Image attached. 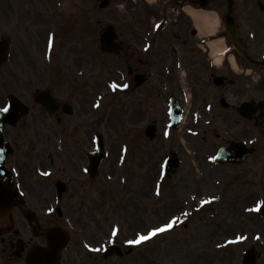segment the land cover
Here are the masks:
<instances>
[{
	"label": "rangeland",
	"instance_id": "374dc122",
	"mask_svg": "<svg viewBox=\"0 0 264 264\" xmlns=\"http://www.w3.org/2000/svg\"><path fill=\"white\" fill-rule=\"evenodd\" d=\"M15 1L9 0L10 3ZM19 1H23L20 4L22 14H25L23 10L27 12L29 8H41L42 11L47 8L44 1L42 3L39 0ZM99 2L100 0L58 1L57 8L62 7L70 13L69 18L66 19L65 16L60 19L59 9L55 10L57 11L56 26L59 28L57 55L63 43L67 61L65 65L72 72L82 67L83 84H88L84 92L93 91L92 95L89 94L90 96L85 98L86 117L83 126L79 127L88 133L89 149L94 146L91 136L96 131H100L105 137L107 150V157L98 178L94 181H89L88 178L85 181L82 166L81 173L78 165L80 159L77 147H80V144L72 141L67 148L70 152L68 156H73L72 169L75 172L73 170L67 172L66 177L71 178L72 182L68 189V199H63L61 207L74 218V227L78 233L75 232L80 237V243L79 240L75 242L79 245L75 244L71 249L72 260L77 258V264H241L245 249L256 245L262 251L258 264H264V220L262 221L254 213L243 211L244 205L249 204L244 202L248 196L241 193L245 185L232 181L226 185L227 188L215 182L203 184L202 181L200 186L196 182L195 173L199 168L200 170L203 168H195L197 162L193 160L194 156L190 152L196 150L204 154L211 153L214 150L213 146L216 147L219 141L226 140L215 136V132L220 131L217 126L207 127L201 122H195L189 116L182 130L173 131L165 118V105L158 95L163 90L161 79L155 81L157 90L153 95L149 92L151 90L149 83L142 88L130 90L128 95L131 97L128 100L132 99V102H137L138 105L134 107L129 102L124 107L123 100L128 95H120L115 85L113 56H105L94 50H99L96 42L100 22L103 24L114 22L113 0H110V5L106 9H100ZM257 2L258 0H250L252 15L258 14ZM10 18L12 19L10 10L6 11L3 0H0V37L5 34L3 31L5 25L1 21L7 20L12 28ZM28 20L34 21L30 18ZM53 20H55L54 16ZM70 20L76 21L78 25L75 26V31L71 30L68 38ZM36 27L37 25H34L35 35ZM10 34L14 35L12 31ZM18 35L20 36L19 33ZM14 38V61H17L21 46L18 40L15 47ZM40 38H42L41 44L45 45L44 35ZM185 54L186 62L192 63L194 59L187 47ZM28 62H31L28 65L33 69L30 58ZM13 67L14 65L0 68V79L6 74L8 91H15L26 97L27 93L32 91V82L28 86L21 85L16 81L17 76ZM186 79L191 87L196 86L189 74ZM247 83L253 87L251 79H248ZM165 85L167 86V82ZM216 94L212 90L211 96L214 97ZM254 96L256 99L264 97V90L259 91L258 87H254L253 92L243 90L238 98L242 100ZM95 99L99 100L97 109L96 107L93 109ZM127 106H131L130 110L125 109ZM80 113V111L76 113L74 122H79ZM151 122L158 124V134L153 140L145 136L146 126ZM205 130L208 132L205 133ZM78 132L79 137H82V131ZM251 134L250 136H253ZM52 142L55 145L56 139ZM83 143L85 144V141L81 140L82 145ZM172 148L179 151L183 164L177 173L167 177L163 174L162 166ZM262 150L264 151V142L260 146V151ZM247 167L249 175L253 177L254 185L260 186V180L263 179L264 194V153L261 155L257 151L250 158ZM213 171L215 172L214 169ZM218 173L225 182L227 179L223 177L222 170L215 172L212 179H218L219 176H216ZM228 174L226 172V175ZM248 184L251 183L247 181L246 185ZM37 191L42 198L44 189L37 187ZM195 191L198 195H195ZM71 195L74 196L70 199ZM217 195L220 199L216 201ZM207 196L214 198L213 204L206 203L201 206L203 203L200 200ZM249 206L251 211V205ZM192 207L199 208L195 209L196 216L194 213L187 220L185 217L188 213L185 215L184 213ZM171 214H174V218L171 219L175 221L174 231L155 236L149 243L147 242L148 244L133 246V243H129L140 235H145L151 228L169 221L166 217L169 218ZM181 217L184 220L179 224ZM185 222L189 227L183 234L182 228ZM114 230L115 235H113ZM240 237L243 239H239ZM235 238L238 239L237 242L230 241ZM120 241L133 246L130 256L119 259L118 255L113 254L106 259L99 252L103 247Z\"/></svg>",
	"mask_w": 264,
	"mask_h": 264
},
{
	"label": "flooded vegetation",
	"instance_id": "af4514ba",
	"mask_svg": "<svg viewBox=\"0 0 264 264\" xmlns=\"http://www.w3.org/2000/svg\"><path fill=\"white\" fill-rule=\"evenodd\" d=\"M185 1V0H182ZM243 0H235L236 13L235 15V30L236 34L240 38V41L244 48L252 55L255 61L260 59V53L264 52V7L261 8V11L258 16L252 19H244L243 15H250V10H248L243 6ZM170 3V2H169ZM172 4V3H171ZM175 5V4H173ZM176 6V5H175ZM180 7V6H177ZM212 7L218 9L221 13H223L224 8L226 7L225 1H216L213 3ZM175 8V7H173ZM239 11V12H238ZM181 16L183 14L180 12ZM238 17V19H237ZM251 25V23H255L257 25V31L255 33V37L251 38L249 36V32L247 28H245V24ZM248 27V26H246ZM192 30V29H191ZM194 33V30H192ZM195 34V33H194ZM225 34V32H224ZM194 36V35H193ZM20 37V36H19ZM173 39H177V45L183 47L184 44L190 46V48H194L195 55H193L192 63L186 62V58L182 55H172L171 65L167 62V58L164 57L161 61L168 69L167 74H171L174 76L176 72H178L182 67L185 66L187 74L192 77L196 83H199V90H206L208 93H212V90L215 93H218L219 98L225 97L228 95L230 99L232 97L240 94L244 87L247 86V83L243 81L242 78H245L244 73H249L247 71L248 67H251V72L254 71V68L259 69L260 79L259 90H264V66L258 64L254 61H250L248 59H244L242 57L236 56V69L231 65L230 61L222 60L219 65H216L214 61H212L208 56H199V51L195 49V43L191 39H183L181 28L177 30V32L173 33ZM11 42V41H10ZM17 46V42H15V47ZM10 47H12L10 45ZM178 48V47H177ZM22 49V48H21ZM21 49L18 51V59L24 61L25 53L22 49L24 55H22ZM11 50V49H10ZM12 54V50H11ZM131 54L130 63L133 64L135 73L144 72L145 70H149L152 67V57L149 54L136 55V51L130 52V47L128 49L123 50L119 57L122 59H126ZM39 57H36L33 62L35 67H37L38 71L42 72V68L40 66ZM20 64V63H17ZM215 64V65H214ZM119 68L121 64L118 63ZM134 73V72H133ZM134 73V74H135ZM19 77L22 75L19 73ZM132 73L128 75L129 81L127 82V86H132ZM215 76L225 77V79L221 82L220 85H215L213 78ZM7 80V76L5 74L4 77L1 78V85ZM49 89V88H47ZM176 92L175 88H173ZM8 86L0 87V103H2L4 94L6 95V99H8L9 94H7ZM50 90V89H49ZM178 90V88H177ZM54 95V92L51 90ZM13 95V94H12ZM55 96V95H54ZM66 102H72V97L74 101L79 103L81 107H83V100L79 99L77 94H67ZM176 99L181 104L182 102V92L176 94ZM18 100L24 101L23 96L17 97ZM59 102L56 112L53 114H49L46 110L42 109L39 104H33L32 107L28 106V115L32 118L33 125L28 126V130L30 128H34L36 126L37 132L35 130L34 133H37L36 136H24V130L26 125H28V120H20L15 125L5 124L4 127V140L10 147V153L6 156L4 165L10 171L12 175V181L17 186V188L22 191V195L19 200H17L12 208L10 220L4 224L0 225V264H25L24 256L27 251L35 245L43 243L42 240V231L48 227H59V221L61 218H57L56 215H52L55 219V223L53 221H48L45 218H38L35 214L34 219L35 223L29 222L25 220L26 210H34V208H39L41 205L49 202V199L41 200L34 199L33 196L28 198L25 196V191H32L33 187L36 185H40L38 179L34 178V171L40 168V166H45V161L42 157V153L34 151L36 154V158L32 161L31 153L29 151L25 152V138L27 139V143L31 144L29 150L32 152L36 146L34 143H37L40 139H46L49 131L56 136L57 132L52 131L50 127H60L61 131L68 129L70 125V120L68 119L70 116L66 115L63 110V102L57 98ZM239 102L233 103L230 108L227 110L238 111ZM40 107V108H39ZM221 115L224 114L225 109L222 107L216 108ZM202 115V114H201ZM47 118H51L52 122L50 123ZM245 123H248V120H244ZM252 127L260 130V128L264 124V110L259 111L254 115V119L251 122ZM11 127V128H10ZM11 132V134H10ZM263 133V132H261ZM26 153V155H25ZM57 160H59L57 158ZM72 157L65 156L63 164L64 166L71 170L73 166ZM54 163V158L52 157L51 162ZM9 173V172H8ZM10 175V174H9ZM11 176V175H10ZM238 178V177H237ZM245 179V178H244ZM50 181L49 179H47ZM46 187V183L44 184ZM9 183L6 180L4 182V188H8ZM32 210V211H33ZM35 212V211H33ZM53 214V213H52ZM72 221V219H71ZM71 231V238H73L74 233ZM69 248L66 250L64 254V264L74 263L77 258L71 260V256L68 253ZM71 250V249H70Z\"/></svg>",
	"mask_w": 264,
	"mask_h": 264
},
{
	"label": "water",
	"instance_id": "95a60500",
	"mask_svg": "<svg viewBox=\"0 0 264 264\" xmlns=\"http://www.w3.org/2000/svg\"><path fill=\"white\" fill-rule=\"evenodd\" d=\"M103 46L105 49H109L111 50L114 47V41H113V32L111 29H109L107 32H105L104 37H103ZM233 42L237 44L236 40L233 39ZM150 129V128H149ZM152 129H150V131L148 132L151 136H153L152 134ZM103 140H101L100 142V146H99V152L96 154L95 156V162L94 164L96 166H99L103 156H104V150H103V145H102ZM117 250H119L117 248ZM51 251L52 248L49 247L48 249H39L37 253L32 255L33 260L36 261V263L34 264H58V252L56 255L55 260H53V262L51 263L49 257L51 255ZM259 254L251 249L249 251H247L245 258H244V264H255L256 258Z\"/></svg>",
	"mask_w": 264,
	"mask_h": 264
},
{
	"label": "bare ground",
	"instance_id": "6f19581e",
	"mask_svg": "<svg viewBox=\"0 0 264 264\" xmlns=\"http://www.w3.org/2000/svg\"><path fill=\"white\" fill-rule=\"evenodd\" d=\"M190 13L195 17L196 23L201 27L205 33H214L215 25L217 23L216 17H212L211 15L200 13L198 11L192 10ZM214 46H219L217 49L222 50L223 48L219 45V40L211 42Z\"/></svg>",
	"mask_w": 264,
	"mask_h": 264
},
{
	"label": "snow or ice",
	"instance_id": "6c2138e0",
	"mask_svg": "<svg viewBox=\"0 0 264 264\" xmlns=\"http://www.w3.org/2000/svg\"><path fill=\"white\" fill-rule=\"evenodd\" d=\"M125 87H126V85H125ZM2 111L8 112L9 109H8V107H5L2 109ZM45 175H48V173H45ZM173 223L174 222H170V223H166L163 227L153 228L147 235H140L136 240L129 241V243H137L138 244L142 241H146V240L150 239V237L155 236L156 234H158L160 232L166 231L167 229H170L171 227H173ZM115 234H116V232L114 230L113 235H115ZM239 239H243V237H240Z\"/></svg>",
	"mask_w": 264,
	"mask_h": 264
}]
</instances>
